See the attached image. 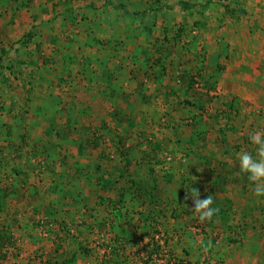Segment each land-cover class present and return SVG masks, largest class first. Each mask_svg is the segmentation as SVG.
I'll return each mask as SVG.
<instances>
[{
	"label": "rangeland",
	"instance_id": "obj_1",
	"mask_svg": "<svg viewBox=\"0 0 264 264\" xmlns=\"http://www.w3.org/2000/svg\"><path fill=\"white\" fill-rule=\"evenodd\" d=\"M45 1L53 14L33 24L29 14L31 30L0 46V264H102L121 243L103 239L104 223L114 231L123 208L148 215L144 201L174 224L167 239L155 223L132 243L138 264L164 259L154 254L164 246L167 264H264V198L252 200L238 159L264 131V0ZM23 3H0L1 34ZM183 76L212 103L170 94ZM234 86L242 96L229 97ZM119 181L135 187L136 207L124 190L116 202ZM192 188L213 197L211 220L185 200Z\"/></svg>",
	"mask_w": 264,
	"mask_h": 264
},
{
	"label": "crops",
	"instance_id": "obj_2",
	"mask_svg": "<svg viewBox=\"0 0 264 264\" xmlns=\"http://www.w3.org/2000/svg\"><path fill=\"white\" fill-rule=\"evenodd\" d=\"M2 1H12V0H0V3ZM22 4V3H21ZM23 8H25V10H22L23 11V16L21 17L20 14H18V18L15 19L14 23H8L6 21V26L8 28V32L6 31L5 34H1L0 32V46L4 45V39L6 38V41H9L13 36H12V32H15L17 33L18 31H20L22 28V26H26L25 24V21L26 19H30L28 17V15L30 14L32 17L30 19L31 23L33 24L34 21L36 20L37 23L39 22V18L42 16V15H52L53 13V8L48 4L46 3V1L44 0H24V3H23ZM27 6V7H26ZM242 9H245L247 11V14H248V10L247 8L244 7H241ZM239 9L240 10V13H242V9ZM0 24H2V17L4 16L2 12H4V9L2 10V8L0 7ZM26 11V13H24ZM235 11V10H234ZM28 13V14H27ZM236 13V12H235ZM36 23V24H37ZM2 25H0L1 27ZM29 27L28 25L26 26V28ZM32 26L29 27L28 29H22L24 31L26 30H31ZM1 29V28H0ZM10 31V33H9ZM28 31V32H29ZM252 38V37H251ZM241 42V41H240ZM239 44V43H238ZM238 44L234 43V48L237 49L238 48ZM223 44L222 43H219L218 46L216 44V47H214L213 49V55L216 53V57L215 58H219L220 59V62H223L222 59L220 57L221 56V48H222ZM209 47H211V45H207V48L209 49ZM224 48V47H223ZM209 52V54H211ZM229 54V53H228ZM227 58V61H229L231 59V57H226ZM257 58V57H256ZM258 61L261 63V60L262 58L260 59L257 58ZM214 62V65H212V67H210V69L212 70H215L216 68H219L218 64L219 65H222V63H218V62ZM226 64H229L228 62H226ZM229 66H227L226 68H224V70H229ZM240 68H243L241 65H240ZM245 69V68H244ZM247 69V68H246ZM245 69V70H246ZM248 70V69H247ZM230 71H232V74H229V75H225L224 77V80L226 79H229L228 81V84L230 83H234V81H236V75H233L234 71L233 69L231 68ZM244 73V75L248 72V71H242ZM250 72V71H249ZM182 73H179L180 75V78H182L181 76ZM229 76V77H228ZM183 80L181 82V84H176V87L173 86V87H169L170 89V94H174V92H183V94L185 95V98H187L190 102H195L197 103L198 106H205L206 104L208 103H212L209 98L210 96H206L208 94H203L202 97L200 98L201 94L199 93V90L198 89H195V86H190V83L192 81V77H190L189 79L187 78V76H183ZM176 78H179L178 76H176ZM186 79V80H185ZM197 79L199 80L200 78L197 77ZM204 79V78H203ZM261 79V78H260ZM179 80V79H178ZM262 81V80H261ZM170 85H173L172 83H170ZM261 86L264 87V81L261 82ZM233 89V92H229L228 91V95L229 97L231 96H234L235 97V92H237L238 90V87H235L232 88ZM163 91L165 93H168V90L167 89H163ZM234 93V94H233ZM239 96H242L240 94H243V92L239 93V90H238V93H237ZM244 94H245V91H244ZM176 96V95H175ZM174 98V97H173ZM174 99H172L173 101ZM230 100V99H229ZM229 102V101H227ZM43 124V123H42ZM120 181L116 184L117 186L114 187L115 191H116V194L118 192H120V194L118 193L117 195H115V199L116 202H119L123 199V194H122V190H124V192H131L134 194V196H132L131 200H130V205L136 207L137 204H139L141 201L139 199H134L135 198V187L133 185H120ZM147 191L151 190V187L150 185L148 187H145ZM158 189V188H157ZM94 190V189H93ZM114 191V192H115ZM122 191V192H121ZM134 197V198H133ZM253 198H257L256 196L253 197L252 196V200ZM262 198L264 197H260L259 199L262 201ZM144 200V199H143ZM252 200L250 202V206H253V202ZM161 202V200H160ZM145 207L149 209V214H142L143 216H140L141 214L139 213V216H137L136 218H133L129 215H126L125 211L126 209H122L121 210V214L119 216H117V218H115V222H114V226L112 227V230L114 228V231H110L111 230V224L109 223V221H107V223H104L105 225V229L107 230H101V231H104L102 233V237L104 240L106 241H110L111 238H114V239H120L121 240V243L120 245H118L117 249L116 247L114 248L113 247V244L112 245H108L105 250L103 251V255H102V264H138V263H141V259L138 257L140 253L137 252V250L135 249L136 247H132V243L136 242H140V241H145L147 239L150 240V234L151 232L153 233V231H151L153 227H155V223H159L161 225V223L164 225V228L162 227L161 229L163 230L161 232L162 236H166V239L168 236H170V229L167 228L166 224H174L173 220H170V218L167 216V215H164L162 213H158L157 214V211L155 210L154 212L151 211L153 208H156V203L153 204H150L149 201H144L143 202ZM158 204V203H157ZM161 204L163 205L164 202L160 203L159 206H161ZM121 206H119V208H121ZM117 208V209H119ZM128 210V208H127ZM123 211V212H122ZM160 216V217H158ZM107 219H109L107 217ZM159 221V222H157ZM186 221L184 220V223ZM116 241V240H114ZM135 243V244H136ZM148 243V241H146V244ZM160 243H163L160 241ZM110 247V248H109ZM142 247V246H141ZM183 248V247H182ZM187 249H190L189 246L186 247ZM134 250V251H132ZM186 251V250H185ZM155 256H159V257H163L164 256V259H167V256H169V253H168V250L167 248L164 246L161 247L160 250H157V252L154 253ZM79 257V254H76L74 253L73 256L75 257ZM182 257H185L183 255H181ZM75 259V258H74ZM163 258L162 259H153L151 262L149 263H146V264H167L166 263V260H164ZM72 264H81V263H77L75 262L74 260V263Z\"/></svg>",
	"mask_w": 264,
	"mask_h": 264
},
{
	"label": "clouds",
	"instance_id": "obj_3",
	"mask_svg": "<svg viewBox=\"0 0 264 264\" xmlns=\"http://www.w3.org/2000/svg\"><path fill=\"white\" fill-rule=\"evenodd\" d=\"M249 140L255 146V154L249 151L240 152L238 154L239 168L242 173L248 175L254 185V195L264 197V131H253L249 135ZM200 195L198 189L192 188L190 193L185 196V200L191 197L193 211L197 214L200 222L211 220L219 210L212 206L214 201L211 195L205 199H200ZM201 247L207 252L212 245L210 242L207 245L201 243Z\"/></svg>",
	"mask_w": 264,
	"mask_h": 264
},
{
	"label": "trees",
	"instance_id": "obj_4",
	"mask_svg": "<svg viewBox=\"0 0 264 264\" xmlns=\"http://www.w3.org/2000/svg\"><path fill=\"white\" fill-rule=\"evenodd\" d=\"M180 5L184 9H190L192 7V5H190V4L186 3V2H183V1L182 2L180 1ZM233 12L235 13L236 11H233ZM127 13L132 15V16L138 17L142 22L144 20V15L142 13H137V12L132 13L130 11H127ZM143 26L145 27L146 31H150V27L145 22H143ZM192 85H193V82L191 81L190 86H192Z\"/></svg>",
	"mask_w": 264,
	"mask_h": 264
}]
</instances>
